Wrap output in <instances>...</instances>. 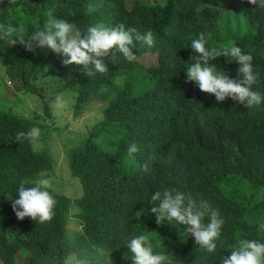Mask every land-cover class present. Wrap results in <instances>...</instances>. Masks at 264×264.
<instances>
[{"label":"trees","instance_id":"1","mask_svg":"<svg viewBox=\"0 0 264 264\" xmlns=\"http://www.w3.org/2000/svg\"><path fill=\"white\" fill-rule=\"evenodd\" d=\"M200 5L204 10L196 13ZM49 13L81 30L124 23L141 33L151 30L155 39L151 47L134 39L129 47L135 61L117 52L114 61L103 58L107 72L88 77L82 65H64L66 57L47 47L28 51L19 41L11 46L0 38V65L19 88L42 91L34 81L53 63L59 68L56 89L77 92L76 115L90 98L105 104L103 118L67 151L83 192L74 198L52 186L55 215L43 224L18 219L11 200L22 180L49 179L55 171L48 150L15 140L18 131L44 123L0 110V264H133L127 244L139 232L151 234L154 249L167 252L173 264H221L238 239L264 243V100L251 108L230 97L219 102L186 79L195 55L191 40L204 32L209 46L235 44L253 55L259 73L253 87L264 94V9L248 0L136 1L130 9L126 0H0V24L22 29L25 38L43 28ZM244 26L248 32L242 35ZM148 57L155 62L146 63ZM210 63L230 78L238 76L231 57ZM132 143L139 151L130 156ZM165 189L207 203L224 219L214 253L200 248L186 226L156 224L151 196ZM73 203L78 231L68 226Z\"/></svg>","mask_w":264,"mask_h":264},{"label":"clouds","instance_id":"2","mask_svg":"<svg viewBox=\"0 0 264 264\" xmlns=\"http://www.w3.org/2000/svg\"><path fill=\"white\" fill-rule=\"evenodd\" d=\"M164 1L144 4L155 5L156 2L162 4ZM12 2L14 0H10V3ZM248 3L264 9V0H248ZM127 7L129 8L128 4ZM95 10L94 5L88 6L89 13ZM203 10L204 5L195 9L196 13ZM22 31L10 24H0V38H7L11 46H15L19 41L28 51L47 47L66 57L62 61L64 65H82L84 75L88 77L107 72L108 66L103 58L111 55L114 61L117 52L129 62L135 61L137 57L129 47L134 39L149 47L153 46L155 39L151 30L141 33L134 27H126L124 23L113 26L96 23L88 26L86 30H81L75 23L56 18L51 13L48 14L43 28L36 29L27 38L22 36ZM209 39L210 35L206 36L201 32L198 38L191 40L190 46L195 55L191 57L194 62H190L186 69L187 81H194L202 92L214 94L219 102L230 97L244 104L246 108L261 104L264 94L254 90L253 87L259 82V73L254 71L253 67V55L250 52H243L241 47L235 44L209 46ZM112 49L115 51H110ZM220 56L231 57L239 64L236 78H230L225 71L218 70L216 64L210 63ZM56 107H63L59 97ZM39 135L40 129L34 127L27 132L18 131L15 140L35 142ZM138 151L135 143L129 145L130 156ZM144 170L147 171V165L144 166ZM51 188L52 183L48 178L42 177L35 181L22 180L17 190L18 196L11 200L17 218L23 220L25 217H30L40 224L50 222L55 215L54 209L57 204L54 195L49 191ZM151 201L153 202L151 213L155 215L156 224H163L165 220L169 222L174 220L177 224L186 226L187 232L194 237L200 248L209 253L216 251L224 219L216 210L210 209L207 203H198L191 195L170 189L156 191L151 196ZM206 217L207 222H205ZM259 228L264 230V224ZM127 247L132 254L133 264H173V259L167 252L154 249L152 235L149 233L139 232L134 235L128 241ZM229 251L231 253L229 256L221 257V264H264V243L257 239H238L230 246Z\"/></svg>","mask_w":264,"mask_h":264},{"label":"rangeland","instance_id":"3","mask_svg":"<svg viewBox=\"0 0 264 264\" xmlns=\"http://www.w3.org/2000/svg\"><path fill=\"white\" fill-rule=\"evenodd\" d=\"M135 1L137 0H128L129 8L133 6ZM140 1L143 3H154L155 1L164 0ZM99 6H104L102 9H111L108 4H100ZM242 23L244 25L247 23L245 16L242 17ZM247 32L248 29L244 26L242 35ZM152 62H155V58L148 57L146 63L151 64ZM58 73L59 68L55 64H48L40 73L38 80L34 81L35 84L42 87V91L33 93L19 88L17 83L9 79L5 68L0 65V110L11 111L16 115L30 118L40 124L44 123L36 127L40 129V135L35 142V147L37 149L45 148L54 158L55 171L51 172L49 178L52 186L76 198L81 194V190L83 192V187L80 185L79 179H74L72 176L67 151L82 143L83 138L88 136L93 127L103 118L102 110L105 104L98 98H90L85 102L83 112L76 115L74 105L77 92L71 89L66 91L57 90L55 81ZM138 89L140 87L136 86L135 90ZM58 97L63 102V107L61 108L56 107ZM47 104L52 112L50 116H46ZM75 211H78V208L73 203L69 213L70 217L76 213ZM75 218L68 225L71 231L80 229ZM164 224L169 229L176 230V221L169 222L165 220Z\"/></svg>","mask_w":264,"mask_h":264}]
</instances>
